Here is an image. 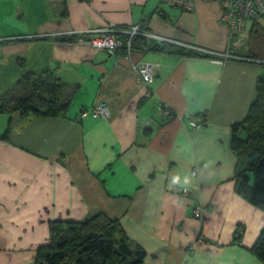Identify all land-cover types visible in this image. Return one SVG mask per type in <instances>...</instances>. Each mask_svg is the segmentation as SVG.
Wrapping results in <instances>:
<instances>
[{"label": "crops", "instance_id": "0c3cea01", "mask_svg": "<svg viewBox=\"0 0 264 264\" xmlns=\"http://www.w3.org/2000/svg\"><path fill=\"white\" fill-rule=\"evenodd\" d=\"M190 2L0 0V93L45 69L75 90L65 115L15 114L0 139V264H34L51 221L98 213L145 250L144 264H264L249 251L264 212L234 192L231 149L262 69L220 55L249 54V29L264 17L232 33L218 0ZM133 25L187 54L124 56L75 36ZM137 62L154 66L148 85ZM98 102L107 115L90 112ZM8 124L0 113V136Z\"/></svg>", "mask_w": 264, "mask_h": 264}, {"label": "trees", "instance_id": "16d2710c", "mask_svg": "<svg viewBox=\"0 0 264 264\" xmlns=\"http://www.w3.org/2000/svg\"><path fill=\"white\" fill-rule=\"evenodd\" d=\"M171 7L184 9L181 5ZM257 19L248 20L244 28ZM254 23L249 29V54L235 56L231 48L225 52L228 55L221 58L255 61L262 69L256 82L255 96L246 114L231 125V149L236 158L232 178L234 192L264 212V26ZM139 27L138 32L129 35L127 31L130 26H112V32L109 33L119 40L120 46L112 52L102 49L124 56L134 50L187 54L182 47L147 36L148 30L142 25ZM92 33H89V38H85V34L75 36L88 43L95 36ZM127 41L131 44L129 49ZM140 63L144 62H137L135 66ZM152 67L151 78L154 74ZM149 83L145 82L144 85ZM74 93L72 85L61 81L49 69L23 74L13 87L0 93V113L9 115L8 127L0 139H8L15 114L22 118L30 114L40 117L65 115ZM241 228L235 236L237 242L240 240ZM249 251L264 263V226ZM145 255V250L129 238L116 219L98 213L81 220L51 221L48 241L37 248L34 264H144Z\"/></svg>", "mask_w": 264, "mask_h": 264}, {"label": "built area", "instance_id": "2783aa9c", "mask_svg": "<svg viewBox=\"0 0 264 264\" xmlns=\"http://www.w3.org/2000/svg\"><path fill=\"white\" fill-rule=\"evenodd\" d=\"M221 8L220 14V22L226 26L229 31H238L244 28L246 22L248 20H253L254 18H259L264 16V0H218ZM164 4L173 6V5H181L184 9H191L192 4L190 0H162ZM112 26L104 29L91 30L93 33H97L94 37H92L88 43L94 47L105 48L110 52L114 51L117 47L120 46L119 40L115 39L111 29ZM140 29L139 25L130 26L128 29L129 35H134ZM104 33H107L105 35ZM147 36L156 39V40H164L158 35L147 34ZM128 49L131 47L130 41L126 43ZM221 56H226L228 54L222 53ZM137 76L140 81L144 84L145 82H149L152 76V65L148 63H140L136 65ZM90 112L95 116H105L108 113L107 105L104 102H98ZM202 122H195L194 125L196 127H200ZM172 191H179V188L173 186L171 188ZM181 192L184 195L189 194V189L187 187H183ZM202 214V209L200 206H196L193 215L195 218H200Z\"/></svg>", "mask_w": 264, "mask_h": 264}, {"label": "water", "instance_id": "95a60500", "mask_svg": "<svg viewBox=\"0 0 264 264\" xmlns=\"http://www.w3.org/2000/svg\"><path fill=\"white\" fill-rule=\"evenodd\" d=\"M161 10H162V12H163V9L161 8ZM59 39H61V40H63V39H66V38H64V37H61V38H59ZM149 64V63H148Z\"/></svg>", "mask_w": 264, "mask_h": 264}, {"label": "rangeland", "instance_id": "374dc122", "mask_svg": "<svg viewBox=\"0 0 264 264\" xmlns=\"http://www.w3.org/2000/svg\"><path fill=\"white\" fill-rule=\"evenodd\" d=\"M161 4H164V3L162 2ZM165 5H167V4H165ZM232 33H234V32L232 31ZM164 40H165V39H164Z\"/></svg>", "mask_w": 264, "mask_h": 264}]
</instances>
